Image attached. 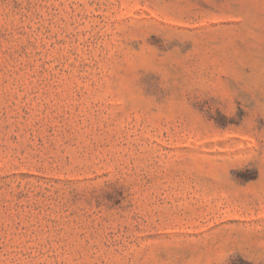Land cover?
I'll return each mask as SVG.
<instances>
[{"label":"rangeland","instance_id":"rangeland-1","mask_svg":"<svg viewBox=\"0 0 264 264\" xmlns=\"http://www.w3.org/2000/svg\"><path fill=\"white\" fill-rule=\"evenodd\" d=\"M0 264H264V0H0Z\"/></svg>","mask_w":264,"mask_h":264}]
</instances>
